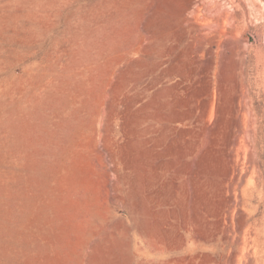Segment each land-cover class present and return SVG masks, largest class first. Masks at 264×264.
Masks as SVG:
<instances>
[{"label": "rangeland", "instance_id": "1", "mask_svg": "<svg viewBox=\"0 0 264 264\" xmlns=\"http://www.w3.org/2000/svg\"><path fill=\"white\" fill-rule=\"evenodd\" d=\"M0 264H264V0H0Z\"/></svg>", "mask_w": 264, "mask_h": 264}]
</instances>
